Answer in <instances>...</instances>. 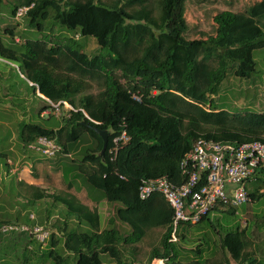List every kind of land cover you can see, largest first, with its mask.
<instances>
[{"label":"trees","instance_id":"obj_1","mask_svg":"<svg viewBox=\"0 0 264 264\" xmlns=\"http://www.w3.org/2000/svg\"><path fill=\"white\" fill-rule=\"evenodd\" d=\"M185 3L0 0L12 18L19 8H29L21 19L30 31L43 34L15 42L14 28L6 27L3 34L9 43L0 37V58L18 63L35 96L43 97L37 96L43 103L35 109L42 123L23 121L19 142L30 150L38 138L46 137L61 149L55 156L76 155L78 160L63 168V178H72L65 181L66 189L80 179L87 198L97 207H115V221L126 227L120 230L109 219L101 228L97 207L91 209L68 193L49 197L46 190L25 185L28 204L51 198L63 208V224L56 232L61 237L49 233L52 264H65L70 257L73 264H106L102 258L111 264H136V247L152 230L162 232L146 264H258L254 238L230 224L238 208L216 209L214 216L183 224L171 242L173 211L167 201L159 194L147 200L138 197L144 179L166 177L182 183L179 165L198 139L264 143V113L229 112L214 103L227 79L249 80L256 72L254 52L264 49V0L239 12L215 14L213 33L197 39L185 37ZM76 37L93 38L97 53L87 54ZM47 101L60 110L65 102L75 111L59 120L42 116L45 110L53 111ZM81 123L109 133L103 156L101 138ZM123 132L128 140L111 157L112 139ZM0 157L7 163L5 154ZM260 174L257 170L253 180L262 179ZM261 187L263 180L248 190L251 202L264 197ZM261 226L255 225L258 230ZM60 239L65 256L57 253Z\"/></svg>","mask_w":264,"mask_h":264},{"label":"rangeland","instance_id":"obj_2","mask_svg":"<svg viewBox=\"0 0 264 264\" xmlns=\"http://www.w3.org/2000/svg\"><path fill=\"white\" fill-rule=\"evenodd\" d=\"M256 0H186V19L187 39L206 38L214 31L212 17L222 11L239 12L244 10L249 4ZM6 27H13L14 41H23L24 39H38L43 34H37L30 31L25 20H15L9 15V11L3 4L0 7V37L2 41H8L9 37L3 32ZM56 34L60 32L56 29ZM62 32V31H61ZM78 42L83 45L87 54L97 53V45L93 38L76 37ZM7 43V44H8ZM256 63V72L249 80L239 78H229L223 83L218 102H214L218 109L229 112H241L250 110L258 113H264V49L254 52ZM27 81L21 76L18 70V63L6 61L0 58V153L5 154L11 162L6 163V159L0 157V226L1 222L7 224L23 225L33 228L35 225L44 227L50 234L60 238L55 233H59L57 228L63 224L64 213L55 204L51 207L52 199L46 198L39 205L28 204L29 198L26 195L27 187L24 184L17 185L18 179L24 178L25 170L28 177L35 180V183L44 187L48 193L61 195L67 192L66 182L72 180L70 176L63 178V168L70 164V160H78V157L72 154L70 157L62 155L48 159L45 156L35 153L31 150L23 149L19 142V125L24 122L42 123L36 115V108L41 107L43 103L38 97L41 96L31 90ZM250 88L253 95L246 101L241 97L240 91ZM94 93L95 91H91ZM38 96V97H37ZM40 98H43L42 96ZM46 102V101H45ZM48 104L49 101H47ZM52 107V106H51ZM48 109L50 116L57 120L66 114L65 107L56 110L54 107ZM41 117V116H40ZM42 118V117H41ZM8 164V166H7ZM13 166H12V165ZM12 166L8 172L7 168ZM24 167V168H23ZM27 169V170H26ZM264 182V174L262 175ZM24 180V179H23ZM66 181V182H65ZM75 186L81 191L86 192L82 181L75 180ZM250 188V185H248ZM51 194V195H52ZM49 197L50 194H47ZM58 207V208H57ZM101 216L106 225L109 219L114 221V227L125 230V225L115 221V207L103 203L101 206ZM249 209L250 213L259 217L256 221L250 218L249 235H251L257 244L258 264H264V197L251 204L247 203L237 209V213L230 224L244 225L243 210ZM25 214V215H24ZM24 215V216H23ZM29 217H32L29 219ZM216 215L215 218H220ZM35 220V221H33ZM261 224V229L255 227V222ZM222 220L220 221L222 225ZM161 230H152L148 232L146 238L136 247L134 262L136 264H146L150 249L155 246L161 235ZM258 237V238H257ZM61 242L56 245L59 255H66L61 248ZM50 238L45 240L43 245L34 241L28 233H0V264H52L49 257ZM129 256V255H128ZM131 259V258H130ZM106 264H111L108 258H102ZM70 257L65 264H73ZM151 264H163L162 261L154 260Z\"/></svg>","mask_w":264,"mask_h":264},{"label":"built area","instance_id":"obj_3","mask_svg":"<svg viewBox=\"0 0 264 264\" xmlns=\"http://www.w3.org/2000/svg\"><path fill=\"white\" fill-rule=\"evenodd\" d=\"M28 9L19 8L13 18L20 20ZM51 106L59 109L57 105ZM62 106L66 113L75 111L65 102ZM49 112L45 110L41 115L47 116ZM81 112L90 120L84 111ZM127 140L124 132L113 138L109 155L115 157L121 143ZM29 149L46 158H53L61 152L60 147L46 137L38 138ZM263 163L264 143L231 144L198 139L179 165L180 175L184 178L182 183L175 184L166 177L144 179L139 186L138 197L141 200H147L154 194L164 197L173 211L170 241L176 242V234L183 224H195L205 216H214L216 209L239 208L251 203L248 185L254 181V174ZM22 232H27L40 244L50 236L39 226L30 229L23 225H5L0 228L1 234Z\"/></svg>","mask_w":264,"mask_h":264},{"label":"crops","instance_id":"obj_4","mask_svg":"<svg viewBox=\"0 0 264 264\" xmlns=\"http://www.w3.org/2000/svg\"><path fill=\"white\" fill-rule=\"evenodd\" d=\"M240 95H241V97L242 96H244V99L246 100V101H248V100H250L251 99V97L253 96L252 94H251V90H250V88H247V89H245L244 90V93H242V91H240ZM39 97H41V96H39ZM11 161L10 160H8L7 161V163L9 164ZM12 165V164H11ZM13 166V165H12ZM12 166H10L9 167V172L12 170V173H14V170L13 169H11L12 168ZM24 168V167H23ZM27 170V169H26ZM24 171V178H22V179H18V181H17V185H20V184H24V185H26V186H34V187H36V188H38V189H43V190H45V188L44 187H41L39 184H37V183H35V180L33 179V178H31V177H28V174H27V172L25 171V170H23ZM261 172V174H260V176L262 177V175L264 174V163L262 164V166L258 169V172ZM24 179V180H23ZM258 183H262V179H260V180H255L254 182H252V184H250V188H248V190H252V188L253 189H255V187L256 186H260V184H258ZM86 192H83V191H81L77 186H74L73 187V189H71L70 191H68L67 190V192L66 193H68V194H70V195H73V196H75L82 204H84L85 206H88L89 208H95V207H97L96 205H94L87 197V189L85 190ZM262 192H264V189H263V187H261V189L259 190V193H262ZM30 193H31V196L32 197H36V198H38L39 197V194H34L33 192H31L30 191ZM46 193H48L47 191H46ZM48 194H52V193H48ZM63 194H65V193H63ZM52 195H55V194H52ZM48 200H50V198L48 199ZM41 203V201H37V205H39ZM253 203V202H252ZM249 204H251V203H249ZM50 206L51 207H54L55 206V204L53 203V201L51 202V204H50ZM59 208H60V210H62L63 211V208L59 205L58 206ZM57 207V208H58ZM97 209H98V212L100 213V216H101V207L100 206H98L97 207ZM25 215V214H24ZM23 215V216H24ZM243 218H244V225L243 226H241V230L242 229H244L245 228V230H246V234H249V230H248V228H249V224H248V222H249V220H250V218L251 217H253V216H255L254 215V213H250V211H249V209H245V210H243ZM31 217H29V219H30ZM33 221H35V220H33ZM101 221H102V223H101V228H103L104 226H105V224H104V221H103V218H102V216H101ZM74 221H73V219H71V223H73ZM55 234H57V233H55ZM254 253H256L255 254V258L256 259H259L258 258V249H257V244H256V242L254 241Z\"/></svg>","mask_w":264,"mask_h":264},{"label":"water","instance_id":"obj_5","mask_svg":"<svg viewBox=\"0 0 264 264\" xmlns=\"http://www.w3.org/2000/svg\"><path fill=\"white\" fill-rule=\"evenodd\" d=\"M81 126H84L90 130H92L93 132H95L102 140L103 144H102V150H101V156L104 155L105 151H106V147H107V142H108V138H109V133L107 131H101L98 130L94 127L88 126L85 123H81Z\"/></svg>","mask_w":264,"mask_h":264},{"label":"clouds","instance_id":"obj_6","mask_svg":"<svg viewBox=\"0 0 264 264\" xmlns=\"http://www.w3.org/2000/svg\"><path fill=\"white\" fill-rule=\"evenodd\" d=\"M32 218V217H31ZM37 242V241H36ZM40 244V243H39ZM41 245H43V244H41Z\"/></svg>","mask_w":264,"mask_h":264}]
</instances>
